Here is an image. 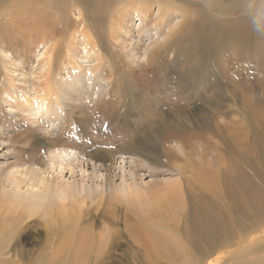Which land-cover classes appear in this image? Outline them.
<instances>
[{
	"label": "rangeland",
	"instance_id": "rangeland-1",
	"mask_svg": "<svg viewBox=\"0 0 264 264\" xmlns=\"http://www.w3.org/2000/svg\"><path fill=\"white\" fill-rule=\"evenodd\" d=\"M160 8L168 15L161 30L155 31ZM137 9L150 11L146 28L150 39L140 32ZM81 20L106 61L115 56L114 67L122 78L104 77L115 85L111 93H106L110 88L103 93L107 108L95 111L94 103L89 102L66 105L69 127L63 134L64 122L53 130L43 124L46 120L37 113L35 95L37 85L44 82L55 29L69 25L78 30L75 25ZM70 37L66 39L71 40L72 51L64 59L70 58L73 64L64 62L56 67L66 79L74 71H82L74 65L84 64L91 54L81 31ZM117 37L123 45L116 44ZM151 45L148 61L143 52ZM126 52L133 56L126 57ZM26 97L36 108L35 124L21 105ZM188 117L192 123L185 121ZM219 127L222 132H217ZM9 132L18 138L4 147L0 142V249L7 253L16 244L18 249L25 248L28 257L19 263L53 264L56 257L61 259L60 245L69 230L67 224L55 223L59 216L46 223L45 211L62 203L60 194L57 190L32 191V185H38L32 171L42 169L48 177L53 165L61 161V152L71 155L67 161L83 156L85 162L99 165L97 157L106 156L114 146L122 149L132 140L147 145L156 141L163 165L135 168L128 164V171L137 176L122 179L118 167H123V156L118 153L113 163L119 166L115 164L111 178L95 184L90 177L93 164L85 165L90 177L86 184L87 178L79 175L82 166L72 165L74 173H64L72 187L81 183L76 179L84 181L86 190L81 197L87 201L77 208L85 226L92 228L93 242L103 241L108 229L118 232L113 263L177 264L168 253L164 254L169 263L136 243L138 227L152 236L159 231L176 239L187 251L181 262L192 263L190 256L197 252L185 235L192 225L184 213L195 209L200 229H219L235 240L229 239V245L216 250L212 264H264V0H0V139ZM168 137L172 138L166 141ZM58 139L71 144L72 149L55 144ZM188 158L197 163L195 166H203L207 175L195 176L201 172L200 166L193 170ZM12 168L15 171L10 176ZM100 169L99 174L105 177V169ZM124 180L140 187L136 196L125 195ZM203 180L210 182L207 215L200 211L204 206L200 197ZM180 187L195 191L191 190L193 198L188 190L178 191ZM175 189L177 199L173 198L178 195L173 194ZM253 200L260 201L261 207L255 208ZM87 210L92 215L84 214ZM17 211L34 212L35 216L17 224L10 219ZM255 213L258 217L252 221ZM147 225L154 228L149 230ZM11 260L0 253L1 264H11Z\"/></svg>",
	"mask_w": 264,
	"mask_h": 264
},
{
	"label": "bare ground",
	"instance_id": "bare-ground-1",
	"mask_svg": "<svg viewBox=\"0 0 264 264\" xmlns=\"http://www.w3.org/2000/svg\"><path fill=\"white\" fill-rule=\"evenodd\" d=\"M175 9H176V7H175ZM138 11L141 15L140 23H142V26L140 28V32H144L145 38L150 39L151 37H149V35L151 33L149 34V31L146 30V28L148 27V24H149L148 21L150 18V14H149L150 11H145L144 9H142V10L137 9V12ZM167 13H168V11L165 8H160L158 10V13H157L158 16H157L156 22H155V29H154L155 31L161 30L162 27L160 28V25L164 22L166 23V17L168 15ZM81 22L82 23H78L75 25V27H78V30L74 29L73 26H69V25H65L64 28H61V29H55L56 39L53 40L54 43L51 45L52 48L49 47V50L47 52L48 53V57L46 58L47 59V65L45 66L46 67V71H45L46 74L44 73V75L42 76V78L44 79V82L42 80V82L37 85V92L38 93L35 95V104L39 105V111L37 113H39V117L42 115V117L46 120V123H43V124H46L47 126L52 128V130H53L58 125H61L64 122L63 123V128H64L63 134L65 133V130L69 127L67 121L65 120L67 113H65L64 107L66 105L71 107L74 103H80L81 105H83L85 102H89V103H94V105L92 106V109L94 108L95 111H96V109L107 108V106H109V104H108V100L106 97V93H109V92L111 93L113 91L115 85L113 86L111 81L109 80L110 81L109 82L108 80H105L104 77H107L109 75L108 78H112V77L113 78L117 77L118 79L122 78V77H119L117 75V72H116L117 67H114L115 60H116L115 56H112L110 59H108L106 61V59L102 56L100 50L97 48V45H96L97 40H95L93 38V36L90 34V32H88V28L86 27L87 24L85 25L83 20H81ZM143 25L144 26L146 25V27H144ZM80 31H81V34H83L86 37L85 39L87 41V45L90 48L91 54H89V53L87 54L88 61L84 62V64L76 63L74 65V66L79 67V69H82L83 72L82 71H76V72L74 71V74L71 75L70 79H66L63 76H59V71L57 72L56 67H58L61 63H64V62H66V65H67V62L70 63V61H69L70 58L64 59V57H67V55L70 56V54L68 52L72 51L69 49V47L71 46V40L66 39V38H69L71 36L70 38L73 39L74 34L77 35ZM168 32L170 34L171 30L169 29ZM122 42L123 41H121V38L117 37L116 44L117 45L118 44L123 45ZM65 44H67L69 46L66 47ZM155 45L156 44H154V46ZM154 46L151 45L148 48H145V50L143 52L144 53L143 56L147 57L148 61L151 59L150 55H148L149 51ZM66 48L68 51L66 50ZM157 48H160V47L157 46ZM131 52L134 55H136L133 52V50ZM132 56L133 55H130V53L126 52V57H132ZM45 57H46V55H45ZM152 58H153V55H152ZM73 62H75V61H73ZM70 64L72 65L73 63L71 62ZM147 64H149V63H147ZM114 75H117V76H114ZM124 75L125 74H123V77H124ZM126 77H127V74H126ZM10 84H12V83H10ZM108 89L110 91L103 94ZM114 95H115V93H114ZM23 100L24 101L21 105L25 109H28L29 121L32 123L34 122V124H35L36 122H38V117L35 114L36 108L34 107V104L31 101L30 97L23 98ZM80 104L78 106H80ZM112 108H114V107H112ZM11 110L16 111V107L12 106ZM149 111H150V109H149ZM92 112H94V111H92ZM199 114L201 115V113H199ZM14 116L17 117V114H14ZM188 120H191L190 123H192V117L185 118V121L187 123H189ZM69 124H71V123H69ZM220 130H221V132L223 131L219 127V130H217V132H220ZM228 136H230V135H228ZM261 137H262V134H261ZM17 138H18V136H15L14 132H9V133L5 134L4 139L3 138L0 139L1 146H3V147L8 146V144L11 143L12 139H17ZM170 138H172V137L166 138V141H168V139H170ZM158 140H160V139H158ZM14 142L16 143V141H14ZM112 143H114V142L112 141ZM55 144L65 145V147H67L69 149H72L71 147H73L71 144L62 143L61 140H59V139L57 141H55ZM158 146L159 145H158V143H156V141H152V142H150V145H147L146 143H143L140 141H137L134 143V142H132V140H127V143L125 144V146L122 149L120 147H117V146L112 147L111 151L109 153H106V156H104L107 160H105V158L102 156L97 157L98 161L100 162L99 165L94 163V162H92V163L85 162L84 161L85 159H83L84 158L83 156L82 157L78 156L77 158L75 157L74 160L67 161L66 159L71 158V155L61 152V153H59V155L62 157L61 161H57L53 165L52 172H49L48 177H46V172L44 174L42 169H36V171L35 170L32 171L33 180L35 183L38 184L36 186L32 185V187H33L32 191L33 190H43V191H47V192H52V191L56 192L55 190H57L58 194H60V198H61L62 203H60L59 206H56V207L53 206L52 209H50V210L48 209V211H45L44 216H45V219L47 220L46 223H48V224L51 223L50 222L52 220L51 218H53L54 216H57V217L59 216L61 218L60 219L58 218L55 221V223H59L61 225L67 224L68 228H69V230H67L68 234H65V238L63 239V242L60 245V251H59V248L55 249L56 251H59L61 259L59 257H56L53 260V264H115L113 262H116V261H113L111 259L114 258L113 252L115 250V247L117 246V237L116 236H117L118 232L116 230H109L108 229L106 234L102 236L103 241H100V243L96 244L93 242L95 235L92 232V228L90 226H85V223H84L85 221L84 222L82 221L83 218H82V215H80L82 213H81L80 209L77 208V205L83 204L87 201L85 198L82 199V197H81V195L83 193H85V190H86L83 182L85 181V184H86V182L88 180H90L91 176H92L91 180L94 181V184L96 183V180H105L107 178H111V175H112L111 170L116 169L115 164L116 165L118 164L116 162L113 163L115 161V155L118 153L123 156V158H121V162H120V164L123 165V167H118L119 169L121 168V170H122V172H121L122 173V179H125L127 175L129 177H132V178L137 176V173L128 171V169H127L128 164H130V167L133 166L135 168L136 167L137 168H144V167H147L148 165L160 167L163 164L161 161L162 155L160 152V147L158 149ZM259 151H260V149H259ZM105 152H108V151H105ZM165 153H163V155H166ZM171 156L172 155H166V157L168 159H172ZM125 157H130V158H125ZM94 158H95V156H94ZM90 160H93V159L91 158ZM187 161L190 162L189 164L193 167V170H195V168L200 166L201 172L196 173V171H195V173H196L195 176L201 175V174H203L205 176L207 175V172L202 168L203 166H201V165L195 166L197 163L194 162L190 158H188ZM71 163H73V164H71ZM86 163H88V164H86ZM76 164L79 166H82V168H80V174L79 175L83 178H87V180L85 179L84 181H82V179H80V178H79V180L76 179V181H80L81 183H75V184H73V187H72V183L65 178L64 173L67 170L74 173V170L72 169L73 168L72 165H76ZM92 164H93V167H92L93 168V174L90 175V177H89V175L87 174L88 171L86 172L85 165L88 167ZM118 166H119V164H118ZM100 168L105 169V171H106L105 177L99 174ZM100 170L102 171V169H100ZM14 171H15V168H12L9 171V175L10 176L14 175L13 174ZM191 173H193V171ZM50 174H52L51 179H49ZM54 175H55V178H54ZM71 176H72V174H71ZM180 176H182V173ZM243 177H244V175H243ZM206 178H208V177H206ZM187 182H189V181H187ZM18 183H20V182H18ZM209 183L203 180L202 184L204 186L203 187L204 190L200 191V197L203 196L202 198H204V200H203L204 206H203V208L200 209V211L201 212L204 211V215H207L208 212H210L209 211V204H208V200L210 199V196H211V194H209V190H210V184ZM177 184H178V182H177ZM110 186H112V185H110ZM240 186H243V184H241ZM139 188L140 187H138L136 184H134L133 186H130V185H128V183L125 180L123 181L122 191L125 193L126 196H129V197L130 196H133V197L136 196L139 193ZM17 189L20 191L19 187H17ZM175 190L176 191H174L173 194H178V193H176L177 189H175ZM185 190H188L187 192H189V195L193 191L191 188L183 189L182 187H180L178 189V191H180V192H184ZM193 192H195V191H193ZM238 193H240V192H238ZM183 195H180V196H183ZM177 196H179V194L174 196L173 198L175 199ZM189 197L191 199V198H193V195H190ZM32 198H33V196H32ZM69 199L72 200L71 201L72 205L70 207L67 204ZM253 201H254L253 206L255 208L261 207L260 201H255V200H253ZM90 203L92 204L93 201L90 200ZM246 203H248V205L250 204L249 201H246ZM194 206H195V204H194ZM152 210H153V207H152ZM111 211L112 212L115 211L113 207H111ZM157 211H158V209H157ZM31 213H32V211H31ZM198 213L199 212L195 209L188 212V213H186V211H185V213H184V217H186L187 219L189 218V221L191 220L190 224L192 225L191 227L187 228L184 232H185V235L188 237L190 244L193 246V248H195V250L197 252V254H195V255L191 254L190 259L192 260V263H190V264H212L214 259L211 260V257L213 256V254L216 253V250L220 249L224 244L229 245V239L232 241H235V240L233 238H229L226 234L222 233L218 228H217L218 231L217 230L216 231L209 230V232H206L203 229H200L198 223L195 221V217L197 216ZM84 214H86L87 216L92 215L91 211H88V210ZM157 215L159 216V214H157ZM33 216H35L34 212H33V214H30V213H19L17 211L14 215H12V218H10V219L17 224H23L28 218H34ZM257 217H258V214L255 213L254 216L251 217V220L254 221ZM71 218L73 220H70ZM75 219H76V221H74ZM66 222H68V223H66ZM110 223H112V224L114 223L112 221V219L110 220ZM50 226H52V224ZM147 227L149 228V230L151 228H154V227H152V225H147ZM201 227H202V225H201ZM205 227H206V225H205ZM254 228H258V227H254ZM136 230H137L138 234H136V233H135L136 235L134 234L136 236L135 241H137L136 243L139 242L140 244L139 243L138 244L141 245L144 249H146V251L154 250L155 252L159 253L163 257H165L164 253L166 252L174 259V261L177 264H183V262H181L180 257L184 253H187V251H186L185 247L182 246V244L177 242L176 239H172L169 235L161 233L159 231H155L156 233L152 236L151 234H149V232L147 233V231L144 230L143 228L138 227ZM2 243H3V239H0V245ZM0 253L4 254V256L9 255L11 258H13L14 260L13 261L11 260V264H18L19 262L25 261V259H27V257H28L26 249L23 247L18 249L17 244L14 245L13 248L12 247H10V249L8 248L7 253H3L0 249ZM253 255H254V253H253ZM129 257H130V255H129ZM165 259H167V258L165 257ZM1 262L2 261H0V264H1ZM167 262L169 263V260ZM215 263H213V264H215ZM19 264H21V263H19ZM239 264H243V263H239Z\"/></svg>",
	"mask_w": 264,
	"mask_h": 264
}]
</instances>
